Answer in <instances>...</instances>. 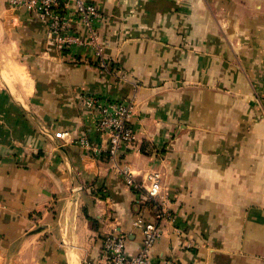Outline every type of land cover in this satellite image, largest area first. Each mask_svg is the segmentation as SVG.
I'll return each instance as SVG.
<instances>
[{
    "label": "crops",
    "instance_id": "1",
    "mask_svg": "<svg viewBox=\"0 0 264 264\" xmlns=\"http://www.w3.org/2000/svg\"><path fill=\"white\" fill-rule=\"evenodd\" d=\"M90 1L118 75L0 0V264H88L115 230L133 255L158 209L154 264H264V0ZM83 95L132 98L119 163L159 174L155 200L108 161Z\"/></svg>",
    "mask_w": 264,
    "mask_h": 264
},
{
    "label": "built area",
    "instance_id": "2",
    "mask_svg": "<svg viewBox=\"0 0 264 264\" xmlns=\"http://www.w3.org/2000/svg\"><path fill=\"white\" fill-rule=\"evenodd\" d=\"M8 5L15 10H27L40 18L62 50H70L75 46L87 48L97 67L118 75V72L110 69V62L104 56L95 26L100 13L90 0H8ZM81 27L83 32H87L86 35ZM80 103L87 109L95 110L94 127L107 144L108 161L118 169L126 185L134 189H144L148 197L155 200L160 190L159 174L150 173L146 178L148 184L144 185V182L135 179L129 165L119 163V159L135 142V132L129 123L132 98L100 99L93 95H83L80 96ZM64 135L58 133L57 137L63 138ZM77 143L83 148L97 152V147L86 136L80 137ZM164 217L173 220L167 211L158 209L154 220L137 218L133 222L135 229L142 236L141 247L135 254L131 255L126 250L127 233L115 230L102 239L98 259L88 264H154L151 253L161 238L160 220ZM158 264L180 262L176 258H164Z\"/></svg>",
    "mask_w": 264,
    "mask_h": 264
}]
</instances>
